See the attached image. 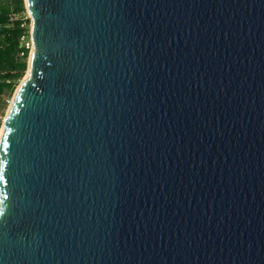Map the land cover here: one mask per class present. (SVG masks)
<instances>
[{
  "label": "water",
  "instance_id": "water-1",
  "mask_svg": "<svg viewBox=\"0 0 264 264\" xmlns=\"http://www.w3.org/2000/svg\"><path fill=\"white\" fill-rule=\"evenodd\" d=\"M24 6L0 264H264V0Z\"/></svg>",
  "mask_w": 264,
  "mask_h": 264
},
{
  "label": "trees",
  "instance_id": "trees-1",
  "mask_svg": "<svg viewBox=\"0 0 264 264\" xmlns=\"http://www.w3.org/2000/svg\"><path fill=\"white\" fill-rule=\"evenodd\" d=\"M24 12L23 0H0V97L9 95L27 70L29 19L17 17Z\"/></svg>",
  "mask_w": 264,
  "mask_h": 264
},
{
  "label": "rangeland",
  "instance_id": "rangeland-1",
  "mask_svg": "<svg viewBox=\"0 0 264 264\" xmlns=\"http://www.w3.org/2000/svg\"><path fill=\"white\" fill-rule=\"evenodd\" d=\"M23 2H24V0H23ZM25 7V6H24ZM18 16H22V17H28V19H29V22H28V25H29V32H30V25H31V20H30V16L28 15V13H27V11H26V9H25V12L23 13V14H18L17 15V17ZM30 36V35H29ZM29 41H31L30 40V38H29ZM30 45V44H29ZM31 47H32V45H30V49H31ZM30 51V50H29ZM31 52H32V50H31ZM29 53H28V57H27V63L29 62ZM28 65V64H27ZM27 67V70H25V72H24V74H23V76L20 78V79H18L17 80V82H16V85H15V87H14V89H13V91L9 94V95H3L2 97H0V101L2 100V102L4 101V104L2 105V106H0L1 108H0V115H1V117H2V119H3V121H4V118H5V115H6V112H7V110H8V107H9V105H10V102H11V100H12V98H13V96H14V94H15V92H16V90L18 89V87H19V85L21 84V82H22V80H23V78L26 76V74H27V72H28V66H26ZM3 121H2V123H0V128H2V124H3ZM1 132V131H0Z\"/></svg>",
  "mask_w": 264,
  "mask_h": 264
},
{
  "label": "built area",
  "instance_id": "built-area-1",
  "mask_svg": "<svg viewBox=\"0 0 264 264\" xmlns=\"http://www.w3.org/2000/svg\"><path fill=\"white\" fill-rule=\"evenodd\" d=\"M29 38H30V36H29ZM29 44L32 45V44H31V41H29V40L24 42V46H25L26 48H28V50H30V45H29ZM29 52H30V51H29ZM2 121H3V119H2V117H1V115H0V123H2Z\"/></svg>",
  "mask_w": 264,
  "mask_h": 264
},
{
  "label": "bare ground",
  "instance_id": "bare-ground-1",
  "mask_svg": "<svg viewBox=\"0 0 264 264\" xmlns=\"http://www.w3.org/2000/svg\"><path fill=\"white\" fill-rule=\"evenodd\" d=\"M31 50L33 51V47H32ZM31 53H32V52H30V56H31ZM30 60H31V57H29L28 68L30 67ZM28 73H29V69H28V72H27V74H26V76H25L24 78L27 77ZM24 78H23V79H24ZM22 81H23V80H22ZM0 131H1V128H0Z\"/></svg>",
  "mask_w": 264,
  "mask_h": 264
}]
</instances>
